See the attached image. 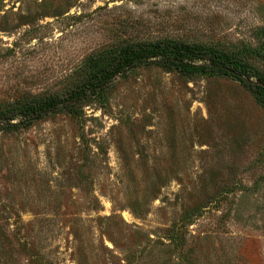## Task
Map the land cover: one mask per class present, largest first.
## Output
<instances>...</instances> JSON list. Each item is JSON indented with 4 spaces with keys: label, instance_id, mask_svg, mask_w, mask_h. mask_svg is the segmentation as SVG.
I'll return each mask as SVG.
<instances>
[{
    "label": "rangeland",
    "instance_id": "1",
    "mask_svg": "<svg viewBox=\"0 0 264 264\" xmlns=\"http://www.w3.org/2000/svg\"><path fill=\"white\" fill-rule=\"evenodd\" d=\"M174 40L264 76V0H0V109ZM0 264H264V106L217 71L132 69L0 130Z\"/></svg>",
    "mask_w": 264,
    "mask_h": 264
},
{
    "label": "trees",
    "instance_id": "2",
    "mask_svg": "<svg viewBox=\"0 0 264 264\" xmlns=\"http://www.w3.org/2000/svg\"><path fill=\"white\" fill-rule=\"evenodd\" d=\"M85 76L62 95L33 98L0 109V130L28 125L46 114L73 106L100 91L115 77L138 67L158 65L182 74L217 71L240 80L264 106V76L251 79L246 65L233 53L168 39L126 45L89 58Z\"/></svg>",
    "mask_w": 264,
    "mask_h": 264
}]
</instances>
